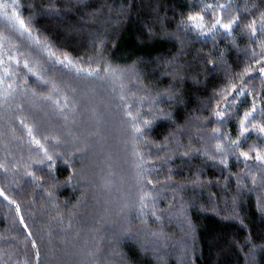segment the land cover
<instances>
[{
    "label": "trees",
    "instance_id": "obj_1",
    "mask_svg": "<svg viewBox=\"0 0 264 264\" xmlns=\"http://www.w3.org/2000/svg\"><path fill=\"white\" fill-rule=\"evenodd\" d=\"M0 3V264H264V0Z\"/></svg>",
    "mask_w": 264,
    "mask_h": 264
},
{
    "label": "snow or ice",
    "instance_id": "obj_2",
    "mask_svg": "<svg viewBox=\"0 0 264 264\" xmlns=\"http://www.w3.org/2000/svg\"><path fill=\"white\" fill-rule=\"evenodd\" d=\"M13 4L15 5V0H13ZM215 5L212 4H205L204 5V10H207L209 8H214ZM219 7L221 9H225L227 6L226 5H219ZM8 8L7 4H2L0 3V10H6ZM10 19L14 20L17 24H19L20 29L23 30V32H28L29 35H31L29 28L26 26L25 21L21 18L20 14L15 10V7L13 8L12 13L9 16ZM182 24H184V28L185 31H195L197 32L199 35L201 36H211L212 38L215 37L216 31L218 30V27L220 29H223L225 33L227 34H231L233 31V27L235 26H239V17L235 16L232 17L228 20L227 23H225L221 18H217L215 20V22L211 25L210 28H208L207 31H205V23H204V16L200 15V14H195V15H189L187 17V23L182 22ZM247 32L248 35L250 36V38L253 41H260V53L257 54L256 51L253 49L252 51V56H259V58L256 60L257 64H261L262 66L259 68V72L262 76H264V40H261V38L259 36H257V33H261L262 35H264V14L261 15L260 21H259V28L257 27V21L256 20H252L248 25H247ZM61 63H63L64 61H60ZM3 61L0 60V64H2ZM17 63H19L17 61ZM68 63L70 64L71 61L69 60ZM25 68L28 67V64L25 63L24 65ZM105 71H108L107 68L104 69ZM96 72L100 71V69H96ZM94 73L92 71L88 72V75H93ZM245 75L250 76L251 75V71L250 69H245ZM3 78L0 77V84H3ZM8 88L11 89L12 85L9 84ZM232 93H235V95L233 96V99L235 100L236 96H241L244 94V89L241 87L239 90L236 89L235 86H233L232 88ZM256 111V106L255 104H253L252 110L245 112L243 118L240 120V135L242 137L245 136L246 133L249 132V128H248V124L250 123V118H253V114ZM128 116L130 117L131 121H132V126L133 129L135 131V133L142 135L143 134V128L139 126L138 121L141 119L139 112H137V114L134 116L132 114L131 111H129ZM167 115V114H165ZM215 115L217 116L218 120H223L224 116H225V111H217L215 113ZM151 124V121L149 120H144L143 121V126L149 127ZM252 131H259V133L264 134V126H258V125H252ZM29 135H31V129H29ZM34 142L43 149L44 151V155L43 158L41 160L38 161V163H45L50 161L51 163L48 164V167L50 169H54L55 168V159L53 157V155L49 154L48 150L46 148H44L43 145L40 144V141L35 140V138H33ZM233 145H235L237 148L240 146V142L239 141H232L231 142ZM217 151L218 152H223V146L220 144H217ZM255 151V157L254 159L256 161L259 162V164L264 165V153H262L261 151H258L254 148L249 149V152ZM249 152H240V157H243L244 161H248L253 159L252 156L249 155ZM66 163V162H65ZM220 163L224 164L225 167H227V163H226V159L222 158ZM0 167H2V165H0ZM149 183H151V181H149ZM253 183H255V177H253ZM4 193L2 190H0V196H3ZM5 199H7V197H5ZM142 199V204H143V197ZM143 207H147L146 204H143ZM152 215H155V212L152 213ZM21 223H23V220L21 218ZM25 227H27L25 225ZM33 247H35V242H33Z\"/></svg>",
    "mask_w": 264,
    "mask_h": 264
}]
</instances>
